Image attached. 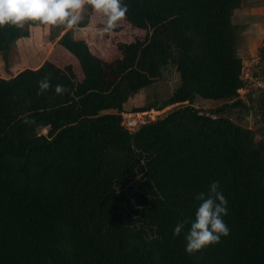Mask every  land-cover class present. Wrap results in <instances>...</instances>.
Wrapping results in <instances>:
<instances>
[{
  "label": "trees",
  "instance_id": "obj_1",
  "mask_svg": "<svg viewBox=\"0 0 264 264\" xmlns=\"http://www.w3.org/2000/svg\"><path fill=\"white\" fill-rule=\"evenodd\" d=\"M122 3L146 33L120 42V57L104 59L67 30L59 43L83 78L72 63L50 62L0 76V264H264V134L232 117L249 106L233 20L243 0ZM29 25L41 24L0 28L5 61ZM168 68L179 73L171 95L129 109ZM49 73L51 87L38 95ZM57 84L68 92L56 95ZM198 97L223 104L199 108ZM176 103L136 130L122 124L124 112ZM259 111L264 124V90ZM213 181L229 234L188 254L190 224L179 236L173 229L195 218L196 196Z\"/></svg>",
  "mask_w": 264,
  "mask_h": 264
},
{
  "label": "rangeland",
  "instance_id": "obj_2",
  "mask_svg": "<svg viewBox=\"0 0 264 264\" xmlns=\"http://www.w3.org/2000/svg\"><path fill=\"white\" fill-rule=\"evenodd\" d=\"M259 1V0H253ZM88 9L84 8L83 18L87 17ZM233 20L240 28V44L239 50L243 57L248 56V45L243 36V28L241 26L242 15L235 14ZM235 18V19H234ZM106 26V17L101 14H90L89 22L86 26H74L69 29L65 26L50 27L45 25L31 26L30 35L18 40L14 50L9 56V60L5 61L0 57V76L10 77L26 67L38 68L50 62L55 66L64 69L66 64L72 63L78 72L80 78L84 77V71L79 64V61L74 55L68 51L63 45L59 43L60 36L67 30H71L75 37L85 39L93 49V51L106 60H113L121 56L118 44L124 41H132L136 38H143L146 31L142 28L133 25L126 17L119 21L118 26L111 32L104 31ZM264 48V37L259 38L257 43V53L262 56V49ZM247 59V58H246ZM244 63V62H243ZM243 71L248 73L246 77V87L240 89L241 98L248 102L247 107H236L232 109V117L249 127L259 131V135L264 134V124L259 120V100L262 91L264 90V58L257 60H249L244 63ZM179 83V73L173 69L168 68L165 76L156 81L150 86L141 89L130 101L127 107L131 109L133 106H140L147 104L153 100H164L168 98L174 88ZM254 97V101L250 100L249 95ZM223 104V101H214L198 97L194 102L199 108L211 109ZM254 104V106L252 105ZM180 103L165 106L161 109L152 108L146 111H138L149 120H154L164 116ZM128 113V112H127ZM132 113V112H131ZM134 129V128H132ZM43 132H47L43 129ZM259 136V137H260Z\"/></svg>",
  "mask_w": 264,
  "mask_h": 264
},
{
  "label": "clouds",
  "instance_id": "obj_3",
  "mask_svg": "<svg viewBox=\"0 0 264 264\" xmlns=\"http://www.w3.org/2000/svg\"><path fill=\"white\" fill-rule=\"evenodd\" d=\"M85 6H90L94 13L106 17L104 31L107 32L115 29L128 11L122 0H0V28L23 30L28 22H38L45 26H65L71 29L82 22ZM50 76V73L46 74L38 82V95L50 89ZM66 92L68 89L64 85L55 86L56 95L63 96ZM29 122L25 120V123ZM218 189L219 182L213 181L207 194L199 193L196 199L201 203L195 211V218L191 222H178L173 229V235L179 236L185 225L190 224L185 234V251L188 254L217 244L222 236L229 234L223 219L227 215V200Z\"/></svg>",
  "mask_w": 264,
  "mask_h": 264
},
{
  "label": "crops",
  "instance_id": "obj_4",
  "mask_svg": "<svg viewBox=\"0 0 264 264\" xmlns=\"http://www.w3.org/2000/svg\"><path fill=\"white\" fill-rule=\"evenodd\" d=\"M235 14H240L243 17L241 26L243 28V36L248 45L247 52L250 59L243 57V62L245 63L251 58L252 60L261 59V54L258 55L257 53V43L259 38L262 39L264 37V0H243L242 5L236 9Z\"/></svg>",
  "mask_w": 264,
  "mask_h": 264
},
{
  "label": "built area",
  "instance_id": "obj_5",
  "mask_svg": "<svg viewBox=\"0 0 264 264\" xmlns=\"http://www.w3.org/2000/svg\"><path fill=\"white\" fill-rule=\"evenodd\" d=\"M248 77L249 74L243 71V77ZM123 121L122 124L125 125L130 130H136L140 127L143 123L147 122V119L143 116L141 112H132V113H123ZM134 128V129H132Z\"/></svg>",
  "mask_w": 264,
  "mask_h": 264
}]
</instances>
